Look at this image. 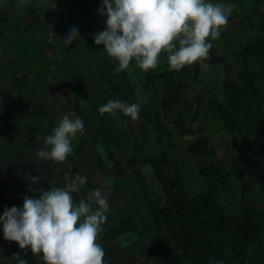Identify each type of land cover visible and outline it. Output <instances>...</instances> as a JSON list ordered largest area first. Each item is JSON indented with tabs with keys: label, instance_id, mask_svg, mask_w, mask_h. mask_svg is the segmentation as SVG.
I'll use <instances>...</instances> for the list:
<instances>
[{
	"label": "rangeland",
	"instance_id": "obj_1",
	"mask_svg": "<svg viewBox=\"0 0 264 264\" xmlns=\"http://www.w3.org/2000/svg\"><path fill=\"white\" fill-rule=\"evenodd\" d=\"M38 1L35 18L30 6L20 7V0L0 4V89L11 86L14 68L19 66L22 68L15 76L24 74L27 80V84H19L21 87L15 84L20 90L15 87L3 93L13 108L8 117L0 96V174L7 175L10 181L1 183L4 187L0 204L19 207L23 196L38 195V188L63 186L77 173L86 176L85 185L73 196L78 202L99 189L108 203L97 237L105 250L106 264H208L209 259H215L218 243L230 235L233 222L244 219V205H249L255 220H262L263 225L260 239L243 254L245 264H264V73L260 70L264 61L256 60L251 65L252 70L261 72L254 78L261 93L232 112L239 122V132L225 127L214 116L212 106L213 102L223 104L226 100L225 82L243 84L237 74L242 64L239 54L254 38V18L242 20L241 7L233 9L228 23L221 26L220 36L209 37L210 49L222 62L211 65L199 60L196 79L192 78L193 68L187 65L171 69L176 80H186L189 86L167 100V87L151 75V71L170 68L163 50L153 68L141 70L132 61L127 68L115 72L118 61L106 54L102 44L93 43V35L104 27L105 17L97 11L100 0H51L50 5ZM47 14L52 20L49 29L43 18ZM73 26L80 38L67 44L62 38ZM22 27L24 34L29 32L27 41L16 40L21 37L13 34ZM30 43H34L36 51ZM10 48L21 54L1 53ZM21 56L30 65L26 69V64L20 65ZM83 97L90 103L86 111L81 108ZM109 99L138 103L137 118L120 112H98V105ZM16 101H21L18 108L13 105ZM98 114L106 127L104 132L114 137L120 147L110 143L114 149L107 151L106 142L111 138L101 144ZM62 115L80 116L84 121L83 130L71 138V154L61 162L38 158L35 153L44 135L51 132ZM35 126L40 128V134ZM202 135L211 144L205 153L207 162L235 174L220 185L198 175L197 158L174 177L180 162L188 158V147ZM128 158L134 163L129 164ZM71 164L79 166L73 174L68 169ZM29 176L40 179L32 184ZM135 176L156 190L153 197L137 193ZM90 203L93 208L98 206L95 198ZM144 204L155 208L152 215ZM215 231L218 234L214 239ZM183 248L188 253L175 258L176 251ZM15 253H20L27 264H45L27 246L19 248L0 232V264H16Z\"/></svg>",
	"mask_w": 264,
	"mask_h": 264
},
{
	"label": "clouds",
	"instance_id": "obj_2",
	"mask_svg": "<svg viewBox=\"0 0 264 264\" xmlns=\"http://www.w3.org/2000/svg\"><path fill=\"white\" fill-rule=\"evenodd\" d=\"M3 2L0 0V4ZM234 7L225 0H100L97 11L105 17L104 27L93 35V43L102 44L106 54L118 61L115 72L132 61L141 70L153 68L162 50L169 67L179 70L208 56L211 39L220 36L221 26L228 23ZM77 37L78 30L73 26L62 39L70 44ZM97 110L101 114L120 112L135 119L140 105L109 99ZM83 128L80 116L62 115L35 155L43 160L65 161L73 150L71 138ZM29 179L35 184L40 177ZM86 180L77 173L63 186L38 188V195L23 196L19 207H5L0 213L3 238L15 241L21 249L27 246L45 264H106L105 250L97 237L108 203L99 189L78 202L73 196ZM93 198L98 205L95 208L90 203ZM13 256L16 264H27L20 253ZM208 264L224 262L209 259Z\"/></svg>",
	"mask_w": 264,
	"mask_h": 264
},
{
	"label": "trees",
	"instance_id": "obj_3",
	"mask_svg": "<svg viewBox=\"0 0 264 264\" xmlns=\"http://www.w3.org/2000/svg\"><path fill=\"white\" fill-rule=\"evenodd\" d=\"M33 1V2H32ZM228 1V0H227ZM51 0H46V3L50 5ZM229 2V1H228ZM39 1L38 0H25L24 3H20V7H29L30 10H33V15L35 18V12L36 9H39ZM46 4V6H47ZM235 5V8L241 7L242 9V16L241 19L243 18H254V23H253V30H254V38L252 41H249L246 43L241 49H240V54H239V61L242 63L239 65L240 68H238L237 74L238 77L242 80L243 84H238L234 80H230L229 82L224 83V88H225V98L226 100L224 101L223 104L219 102H213V111H214V116H218L219 119H221L229 130L231 131H240V126L237 118L232 114L233 110L236 109L238 106L242 104V102L247 101L249 98H255L261 93V88H259L258 85L255 83V77L259 76V71H254L251 69V65L254 61L256 60H262L264 61V0H244L241 2V0H235L233 2ZM44 5V4H43ZM45 6V5H44ZM44 18V24H48V26L52 25V20L47 14V18L43 16ZM51 20V21H49ZM18 23V22H17ZM23 29L15 31L13 34L16 36H19L21 38H16L25 40L26 41L29 39L26 34L23 33ZM15 40V41H16ZM14 41V42H15ZM15 45V43H13ZM45 50V48L43 49ZM36 51V50H35ZM21 54V53H20ZM21 56V61L22 65L23 63L26 64L27 66H23L24 69L29 67L27 63L22 60ZM35 57L33 58L32 62L35 61ZM201 62L208 63L211 65H217L222 62V59L219 55H215L212 49H209V54L207 57L200 59ZM199 60L187 64V66L190 68H193V79H196L199 74V68H200V63L198 62ZM16 62V61H15ZM20 67V66H19ZM22 68V67H21ZM21 68H17V70H21ZM260 70L264 73V67H261ZM188 74V71L185 72L183 77H186ZM152 77H154L157 80H161L165 86L167 87L168 90V97L167 100L174 99L177 97L180 93V89L182 87H187L189 86L188 81L186 80H176L171 72V68H164L160 71H151ZM14 79H21V82H25L26 76L21 75L18 76L20 78H16L15 74H13ZM52 77V75H51ZM179 77V76H178ZM14 82L11 86L17 87L16 85L20 86L19 84H16ZM86 93V92H85ZM88 99V97H87ZM83 102V103H82ZM81 103L82 110L86 111L87 108L90 106V103H86V97H83V101ZM18 105L21 104V101H16ZM98 118L100 119L99 123V132L98 136L101 137V144L104 143L105 139L111 138V141L106 142V150H112L114 147H109L112 143L113 145H116L115 147L119 146L117 144L116 140L114 137H110L109 133L104 132L106 127L104 124L101 123V115L98 114ZM157 121L159 123V118H157ZM39 125V124H37ZM35 131L36 133L40 134L41 130L39 127L35 126ZM35 133V137H37V134ZM109 135V136H108ZM210 139L207 136H198L192 144L188 147L186 151V156L188 158L182 160L176 169V173L174 172V177L179 175V171L183 169L190 162L195 163V159H199V164H198V175L200 177H203L204 179L208 181H213L215 182L216 180V185H220L222 183V180L229 177L230 175H234V172H229L228 173L223 170L222 167H220L218 164H213L211 162H207L208 155H205L207 153L206 151H209L210 148ZM120 147V146H119ZM128 163L133 164L134 160L131 158H128ZM119 167V165H117ZM77 167H79L76 164H71L69 165V172L70 174L75 173ZM161 178V176H160ZM135 182L139 185V190L137 193L142 195L144 198L148 197H153V195L156 193V190H153L149 187L146 186V184L143 182L142 179L138 178L135 176L134 177ZM182 179V177L180 178ZM168 180H164L165 182H168ZM162 184L163 180L161 179ZM168 187V186H167ZM135 189V188H134ZM151 189V192H150ZM163 192V191H162ZM167 193V192H166ZM152 195V196H151ZM137 196H139L137 194ZM187 196V195H184ZM244 197H242L243 200ZM244 201V200H243ZM138 203V202H137ZM136 204V203H135ZM150 214L152 215L155 208L150 207L146 204H144ZM244 212H245V217L241 221H235L233 222V226L231 229L230 235L226 238L221 240L218 243V251L215 254V259L216 260H222L224 264H245V259L243 254L245 253L247 247H249L252 243L257 242L260 239V231L261 227L263 225L262 220L256 221L254 214L251 212L249 205H244ZM215 224V223H213ZM212 224V225H213ZM216 227V224H215ZM141 226L138 228L140 229ZM149 229H152V225L149 226ZM218 231V230H217ZM214 232V239L216 238V235L218 232ZM209 244L211 245L210 241ZM181 246L177 249L179 251ZM176 251L175 258L188 253L187 249H181V252ZM142 264V263H139Z\"/></svg>",
	"mask_w": 264,
	"mask_h": 264
},
{
	"label": "crops",
	"instance_id": "obj_4",
	"mask_svg": "<svg viewBox=\"0 0 264 264\" xmlns=\"http://www.w3.org/2000/svg\"><path fill=\"white\" fill-rule=\"evenodd\" d=\"M21 21V19H19V21H16L15 22V25H14V28H16V27H18V23ZM18 22V23H17ZM45 26H46V29H49V26H48V24H44ZM22 28H24V27H22ZM11 29V28H10ZM25 34L28 36V38H29V32L27 31V32H25ZM1 37H3V32L0 30V38ZM33 39H34V41H35V36L33 37ZM31 44V43H30ZM32 46H33V49L35 50V47H34V43H32L31 44ZM15 47H16V44L14 45ZM9 52H11L13 55H19L20 54V52L19 51H17V50H13V49H7V50H4V51H2L1 53H4V54H9ZM11 64H12V67L14 68V63H12L11 62ZM18 68H21V67H18ZM14 73L13 74H15V72H17L16 71V69L14 68V71H13ZM22 75V74H21ZM20 75V76H21ZM24 75V74H23ZM18 76H19V74H18ZM18 76H15L16 78H20V77H18ZM13 78H14V76H13ZM51 79H53V77H51ZM22 80L21 79H14L13 81H10L9 83H11L10 85H12L14 82L16 83V84H27V80H25V82H21ZM13 88H15L14 86H7L6 88H3V89H0V96H2L3 97V93L4 92H6L7 90H12ZM18 90H20L18 87H16ZM3 101L5 102H3L4 103V109L7 111L6 113H5V115H7V117L9 116V114H11V113H13V111H12V106L9 104V103H7L6 101H5V99H4V97H3ZM13 105H15V107L16 108H18L19 107V105L16 103V102H14L13 103ZM9 106H11V110L9 109V110H7V108L9 107ZM0 109H2L3 110V108H1L0 107ZM0 114H1V112H0ZM5 117V116H4ZM6 118V117H5ZM4 118V119H5ZM17 119H18V116H17ZM50 132H48V134H49ZM46 136V134L44 135V137ZM44 137H43V139H42V142L40 143V145H42L41 147H43L44 146V144H43V141H44ZM9 162H11V161H9ZM9 162H8V164H9ZM7 179V175H1L0 174V198L1 199H3V196H2V194H1V190H2V188L4 187V185L3 184H1V183H3V182H6V181H9V180H6ZM10 182V181H9ZM18 183H19V180H18V182H16V184L18 185ZM9 189H11V188H9ZM8 189V190H9ZM0 203H3V202H1L0 201ZM5 207H7V205L6 204H4V207L0 204V213L4 210V208Z\"/></svg>",
	"mask_w": 264,
	"mask_h": 264
}]
</instances>
